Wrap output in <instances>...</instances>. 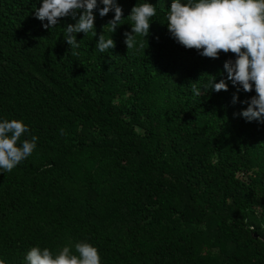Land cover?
I'll list each match as a JSON object with an SVG mask.
<instances>
[{
	"label": "trees",
	"instance_id": "1",
	"mask_svg": "<svg viewBox=\"0 0 264 264\" xmlns=\"http://www.w3.org/2000/svg\"><path fill=\"white\" fill-rule=\"evenodd\" d=\"M94 10L96 36L71 49L36 17L42 0H0V122L22 121L36 148L0 169V259L28 264L33 247H96L101 264H264V123L236 115L255 96L227 80L225 61L172 38L173 0H115ZM152 3L143 49L129 51L127 17ZM187 3L188 0H181ZM116 47L96 49L99 36ZM134 34V33H133ZM76 55H72V52ZM228 91L203 90L210 78ZM239 101L233 103L234 95ZM63 132V134H62Z\"/></svg>",
	"mask_w": 264,
	"mask_h": 264
},
{
	"label": "clouds",
	"instance_id": "2",
	"mask_svg": "<svg viewBox=\"0 0 264 264\" xmlns=\"http://www.w3.org/2000/svg\"><path fill=\"white\" fill-rule=\"evenodd\" d=\"M104 5L100 9V16H107L115 12L113 19L104 27L114 33L125 20L122 7L115 0H100ZM98 0H42V5L35 9L36 17L47 21L43 25L46 29H53L61 18L79 19L75 24L64 28V38L71 45V49L79 48L76 33H92L96 36L94 10ZM154 4L138 3L132 8L127 17L132 25V31L125 33V43L130 50L143 49V40L136 37H146L150 34V19L156 16ZM167 27L172 38L187 49H196L200 55L218 59L221 53L235 54L236 59L225 61L224 69L227 80L233 85L242 87L245 92H252L255 96L246 100L247 108L236 114L247 121L264 123V0H173L167 14ZM134 33V34H133ZM116 47L112 38L105 39V34L99 36L96 49L106 53ZM72 55H76L73 51ZM203 90L197 84H190L196 96H202L209 90L216 92L228 91V84L224 79L218 83L216 77L209 75ZM239 101L234 95L233 103ZM30 129L22 121L12 120L0 122V169L11 171L36 148L38 137L25 139L21 146H17L21 136ZM63 134V132H62ZM77 254H71L70 247H64L58 255L44 248L33 247L26 255L28 264H101L98 249L89 243L81 242L75 245ZM0 264L5 261L0 259Z\"/></svg>",
	"mask_w": 264,
	"mask_h": 264
}]
</instances>
